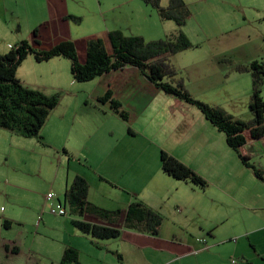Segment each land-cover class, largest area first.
Returning a JSON list of instances; mask_svg holds the SVG:
<instances>
[{
	"label": "rangeland",
	"instance_id": "374dc122",
	"mask_svg": "<svg viewBox=\"0 0 264 264\" xmlns=\"http://www.w3.org/2000/svg\"><path fill=\"white\" fill-rule=\"evenodd\" d=\"M186 1L192 13L182 30L197 47L190 48L172 57V62L179 71L178 78L182 77L187 82L190 66L199 61L205 63L207 61L216 62L211 71L212 76L201 79L200 83L194 81L192 84L195 90L201 89L198 99L208 103H211V101L216 102L215 105L222 107L228 113L234 114L245 121L251 120L253 118L249 107L252 92L251 76L248 73L235 72L233 69L236 65L248 64L255 59L264 61V20L261 19L264 15V0ZM168 2L169 0H162V5L167 6ZM99 7L103 9V16H99V18L92 17ZM70 13L80 16L82 20L80 22L65 20L64 16ZM0 15H2L1 8ZM132 16V21H129ZM96 18L98 23L94 22ZM5 19L6 22H0V52L8 50V43L14 45L20 40H28L38 50H48L61 41L69 39L74 41L78 59L81 63L86 61L87 39L94 38L102 30L117 28L121 25L125 28L128 27L126 34L143 35L147 40L171 37L179 31V26L173 20H163L156 9L146 5L142 0H12L6 3ZM138 19H145L148 24L135 22ZM35 28L38 29L40 44L35 42ZM107 46L109 52H112L109 41ZM58 57H60V60L54 57L50 61L38 62L34 54L31 53L18 68L17 75L26 85L32 88L42 90L48 95L57 94L59 98L58 105L51 112L50 122L48 126L43 128L42 135L47 137L45 140L51 142L54 140L53 146L63 147L68 143L72 131L69 127V119L63 122L58 120L57 117L61 111L65 110V89L69 85L62 90L58 89L57 84H54L51 73H55L54 66H57L63 82L68 80V84L69 79H71V61L63 56ZM228 60L232 63L225 62ZM193 80L194 78H192ZM55 82H57V79H55ZM159 95L157 99L160 102L168 97L162 91ZM262 95L264 97V89ZM93 111L98 112L97 110ZM197 113L202 114L198 108L194 107V112L189 115L191 116L189 118L190 123H196V116L199 117ZM99 118L110 121L104 131L105 134H108L111 144L122 133L128 131V125L121 117L118 119L123 124L120 126L122 132L118 130L117 125L114 123V116L109 117L101 114ZM161 119L162 117L158 116L155 122L159 124ZM132 126L137 128L134 123H132ZM200 129L190 132L192 134L199 133ZM108 130H112L114 134L111 135ZM189 130L190 126L187 132L181 133V135L187 134ZM4 134L11 135L10 131L0 129V264H60L63 230L72 235L71 230L73 228L62 227L58 229L57 227L61 225L63 219L68 222L74 215L70 212L69 204H67L68 213L65 216L50 213L43 216L41 213L44 206H48L47 192L54 189L39 183L41 178L53 177L54 160L53 158L40 157L37 149L39 150L43 143L36 138L20 136L26 143L18 145L20 143H17L15 138L14 140L4 138ZM58 139L62 141L59 142ZM255 141L248 143L246 151L251 158V162L264 171V139ZM226 146L227 148L222 147V144H220L219 147L210 148L202 155L197 152H190L184 158L186 161H196V164L199 161H204L201 165L203 172L209 169L208 166H210L211 161H223L224 163L227 161L225 164H215L216 173L218 170L221 171L225 165L223 169V174L227 176L225 188L232 191L239 187L242 188L241 193L246 191L249 194L248 199L250 200L242 205L239 193L236 198H231L229 195L223 196L222 191L226 190H221V182L215 179L209 182L206 190L195 186L196 190L200 191L198 194L200 202L198 205L194 203L195 215L197 213L205 214L206 201L210 209L213 206L215 213L219 214V220L215 225V234L224 238L231 236V240L226 242V246H229L230 243L235 244V238L240 232L239 228L235 227L238 225L243 226L245 218H248L249 227L252 229L264 226V180L258 178L251 168L246 167L241 162L234 149L227 144ZM157 153L158 158H152L154 161H159L160 152ZM132 158L133 156L125 161H133ZM143 158H145V155H143ZM77 159L78 157L75 161ZM134 159H136V156H134ZM138 159L141 158L138 157ZM7 161H19V163L10 164ZM205 161L210 162L205 163ZM208 174L210 175V173ZM210 178L213 180L215 177L210 176ZM228 180L229 182H227ZM17 182L21 186L14 189ZM36 185H38L36 191L30 190L28 187ZM103 185L106 186L107 191L110 189L112 193H124L127 197V194L121 189L111 188L112 186L104 183ZM188 191L186 188L185 196H188ZM205 193H210L212 196L219 194L222 197L210 202L205 197ZM100 198L103 199V197ZM107 201L109 202L106 203L108 206H121L115 205L110 200ZM1 206L6 209L4 214L1 211ZM29 209L33 211L29 213ZM186 212L184 205L168 208L169 216L170 218L174 217V220L179 215L183 216ZM175 214L179 215L174 216ZM5 217L12 220L11 227L4 226L3 218ZM240 217L242 218L239 219ZM170 218L164 223V231H167L170 226L172 221ZM37 219H39L37 224L41 223L40 227L35 224ZM95 219L103 221L100 217ZM121 220V218H118L117 222L120 221L119 227L124 229ZM203 222L209 223V220ZM125 232L130 231H124L123 235ZM136 232L133 235L134 242L140 247V251L145 250L150 256L159 253L160 249L158 248L163 246L160 236L141 231ZM256 235L260 236L264 243V236L261 237L263 232ZM256 235H253L252 238ZM122 238L119 243L122 244L120 246L121 250H124L129 244L123 245L125 242ZM108 243L110 245L113 241L110 240ZM7 244L11 248L14 245L17 246L20 251L18 253L11 250L7 251ZM83 254L84 264L92 263L95 260L89 258L90 253L88 250L84 251ZM98 257L95 261L97 264H115L107 261L105 257H111L118 262V256L115 254H101ZM232 258L239 259L240 257H237L234 253L226 264H229ZM100 259L101 261H99Z\"/></svg>",
	"mask_w": 264,
	"mask_h": 264
},
{
	"label": "crops",
	"instance_id": "0c3cea01",
	"mask_svg": "<svg viewBox=\"0 0 264 264\" xmlns=\"http://www.w3.org/2000/svg\"><path fill=\"white\" fill-rule=\"evenodd\" d=\"M7 1L11 2L12 0H0V8L2 11L0 22H6ZM67 15L64 16V19ZM72 15L74 14L72 13ZM99 16H103V9L101 7L97 8L92 15V17L97 18H99ZM97 18L94 19L96 23H98ZM132 19L133 16L129 21H132ZM261 19L264 20V15ZM135 22L148 24V21L145 19H138L137 21L135 20ZM126 29H128V27L125 28L119 25L117 28L102 30L95 37H101L104 39L106 45H108V34L110 31L122 30L126 34ZM11 46L12 43H8V50L0 52V54L8 52ZM195 47H197V45H195ZM57 58L60 60V57ZM215 65L216 62L207 61L205 63L199 61L190 66L189 80L185 82V85L196 98H198L201 89L195 90L192 86L193 82L198 81V83H200L201 79L212 76L211 71ZM54 69H56V71L54 74L51 73V76L54 84H57V88L62 90L69 85V87L65 89V110L61 111L57 119L63 122L69 119V127L72 131V135L69 136L68 143L60 147L56 145L53 146L54 140L53 142L45 140L47 137L43 136L41 132L44 144L39 147V150L37 149V153L43 158H53L55 165L53 177L41 178L39 183L46 187H50V189L51 187L54 189L48 191L47 195L48 193L55 194L53 199H48L46 195L48 206H44L41 212L43 216H46V213L54 214L51 212V209L54 208L57 203L63 204L68 213L67 203H65V192L76 176H82L86 178L89 183L88 201L90 203L110 210L121 209L125 211L130 203L143 201L159 211L164 217L160 232L156 235L161 237L163 246L158 248L160 249L158 251L159 253L150 256L146 253L147 251H140V247L134 242L133 235L137 230L128 228L122 229L119 238L110 239L113 241L110 245L108 243L110 240L96 242L94 238L77 229L72 220L74 218H79V216L73 214L74 216L70 220L71 222H67V220L63 219L61 225L57 227L58 229L62 227H68L69 229L73 228V230H71L72 235L67 234V231L63 230L61 256H63L66 246H73L79 251L81 264H84L83 253L86 250L90 253L89 258L95 259L89 264H97L95 261L101 254L117 255L118 262L114 261L111 257H105L107 261H111L115 264H226L234 253L240 258H232L229 264H264V243L262 238L256 235L262 234L263 232L261 237L264 236V226L252 229L249 227L248 218H245L243 226L238 225L235 227L240 230L237 238H235V244L230 243L229 246H226V242L231 240V236L224 238L215 234V225L219 220V214L215 213L211 205L210 209L206 199L205 201L207 204L204 207L206 209V212H204L205 214L201 215L197 213V215H195V204L198 205L200 202L198 199L200 191L196 190V185L175 179L166 174L162 169L161 151H166L194 169L208 182L214 181V179L221 182V190H226L222 191L223 196L229 195L231 198H236L239 193L242 205H245L246 202L250 200L248 199L250 196L246 191L240 192L242 188L237 187L232 191H228L225 188L227 185L225 182L227 176L223 174L225 165L221 171L218 170L217 173L215 172V164L219 165L224 163L223 161H211L209 164L211 167L208 166L209 169L203 172L201 165L204 161H199L196 164V161L185 160L184 156L190 152H197L202 155L210 148L219 147L220 144H222V147L227 148L225 134L219 131L200 110L202 114L199 115L197 113L199 117L196 116V123L189 122V118L191 117L189 115L194 112L195 105L187 103L177 96L165 93L162 89L156 87L149 81L138 68L133 66H125L117 70H112L88 82H75L71 74V79H69L68 84V80L63 82L57 66H54ZM58 73L60 75H57ZM192 78H194L193 81ZM55 79H57V82H55ZM160 91L168 96L161 102L157 99L158 96H160ZM108 92H111V97L102 100ZM112 100L121 105V110L126 112L127 119L122 118L120 113L112 109ZM215 103L216 102L211 101L209 104L215 105ZM93 110H97L98 112ZM101 114L109 117L114 116V123L117 125L120 132H122L120 126L123 124L118 118L121 117L128 125L127 133H122V135L111 144L108 134H105L104 131L110 121L99 118ZM232 115L235 116L234 114ZM158 116L162 117L159 124L155 122ZM50 118L45 126H48ZM132 123L137 125V128L132 126ZM188 125L190 126L188 133L181 135V133L187 132ZM198 129H200L199 133L196 132L192 134L190 132H195ZM108 131L111 135L114 134L112 130ZM10 134L11 135L4 134L3 136L4 138H11L12 140L15 138L17 143H20L18 145L26 143L22 138L23 136L20 137V135L12 132H10ZM259 139H264V136ZM37 140L39 141V139ZM256 140L258 141V139ZM58 141L61 142L62 140L58 139ZM251 141L256 142L254 139L249 138L244 148L245 151L246 146ZM157 152H160L159 161H154L152 158H158ZM143 155H145V158H143L144 160L142 159ZM132 156L133 161H125ZM134 156H136V159H134ZM77 157L78 159L75 161ZM138 157L141 159H138ZM7 162L10 164L19 163V161ZM206 162L209 163L210 161H205V163ZM225 163H227V161ZM208 173H210V175ZM210 176L215 178L211 180L212 178H210ZM227 182H229V180ZM103 183L112 186L111 188L121 189L127 194V197H125L124 193H112L110 189L107 191ZM109 183L111 184L109 185ZM17 186L19 187L21 185L17 182L16 185H14V189L17 188ZM28 187L32 191L38 189V185ZM186 188L189 190L188 196L184 195L186 193ZM183 189L185 190L182 191ZM100 197H103V199ZM205 197L211 202L222 196L219 194L212 196L210 193H205ZM107 200H110L115 205L121 206H108V204H106L109 203ZM179 205H184L187 212L183 216L175 214L174 216H179L174 220V217L170 218L168 208L171 206L179 207ZM1 211H3V214L6 212L4 206H1ZM32 211V209L28 210L29 213ZM54 215L65 216L59 214ZM96 217L99 216L87 212L82 216V219L92 223L119 227L120 221L117 222L118 219L115 221H107L104 219L103 221H98L95 219ZM119 218L124 222L123 214ZM169 218L172 219V221L167 231H164V223L169 220ZM241 218L242 217L239 219ZM3 220L4 226L7 228L12 226V220L6 217L3 218ZM208 220L209 223L203 222ZM37 221H39V219L35 220V224L40 227L41 223L38 225ZM124 231L130 232H125L123 235ZM253 235L256 236L252 238ZM121 238L125 242L123 245L129 244L124 250H121L120 247L122 245L119 243ZM6 246L9 247V249L6 248L7 251L11 250L12 252H14L12 250L13 247H16L14 245L11 248L8 244ZM19 251L20 249L18 252ZM101 259L99 261H101Z\"/></svg>",
	"mask_w": 264,
	"mask_h": 264
},
{
	"label": "trees",
	"instance_id": "16d2710c",
	"mask_svg": "<svg viewBox=\"0 0 264 264\" xmlns=\"http://www.w3.org/2000/svg\"><path fill=\"white\" fill-rule=\"evenodd\" d=\"M157 10L163 20H173L179 27L177 34L171 37L147 40L142 35H127L122 30H112L108 34L112 52L101 37L87 40L86 61L78 59L73 40H63L48 50H38L28 40H21L11 46L8 52L0 54V129L8 130L25 138H37L44 144L41 132L51 112L59 102L57 94L48 95L42 90L26 85L17 75L18 68L33 53L38 62L48 61L63 56L71 61V74L75 82H88L112 70L125 66L138 68L156 87L165 93L177 96L187 103L195 105L206 118L223 132L228 146L234 149L241 162L251 168L254 174L264 180V171L251 162L244 150L248 139L264 136V61L255 59L248 64L234 67L238 73H248L252 79V92L249 102L253 118L245 121L236 118L217 105L206 103L189 91L184 79L178 78L179 71L172 62L176 54L195 47L182 30L191 16V9L186 0H169L167 6L162 0H142ZM65 20L80 22V16L69 14ZM35 42L40 44L38 29L34 30ZM232 63L230 60L225 61ZM111 97V92L102 98ZM112 109L127 119L121 105L112 100ZM66 151V150H65ZM163 171L175 179L190 182L201 189H206L209 182L194 169L184 164L175 156L161 151ZM89 183L86 178L76 176L65 192V203L70 205L72 214L79 216L72 220L83 233L101 240L116 239L122 229L116 226L88 222L82 219L87 212L107 221H115L124 215V227L151 235L160 232L164 221L162 214L143 201L129 204L125 211L106 209L88 201ZM9 249L8 246H6ZM14 252L19 248L13 247ZM60 264H81L79 251L73 246H66Z\"/></svg>",
	"mask_w": 264,
	"mask_h": 264
},
{
	"label": "built area",
	"instance_id": "2783aa9c",
	"mask_svg": "<svg viewBox=\"0 0 264 264\" xmlns=\"http://www.w3.org/2000/svg\"><path fill=\"white\" fill-rule=\"evenodd\" d=\"M54 196H55L54 193H48L47 198L53 199ZM51 212L54 214H59V215H66L67 214V210H66L65 206L61 203H57L56 206L51 209Z\"/></svg>",
	"mask_w": 264,
	"mask_h": 264
}]
</instances>
